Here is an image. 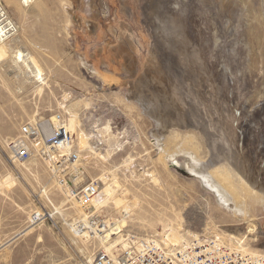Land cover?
<instances>
[{
  "label": "rangeland",
  "instance_id": "rangeland-1",
  "mask_svg": "<svg viewBox=\"0 0 264 264\" xmlns=\"http://www.w3.org/2000/svg\"><path fill=\"white\" fill-rule=\"evenodd\" d=\"M236 1L92 0L87 12L85 0H0V245L11 241L0 264L89 262L132 236L171 242L170 229L182 244L236 238L264 254V202L245 190L248 182L264 189V46L251 52L260 45ZM18 51L39 61L44 84L16 67ZM59 114L74 126L84 181L100 184L94 199L110 190L123 198L120 206L111 199L99 210L82 207L41 159L13 158L9 144L23 123ZM162 146L177 154L163 159ZM195 154L230 176L247 215L187 169ZM39 209L48 219L22 234ZM83 212L98 217L102 230L76 235L73 222ZM122 220L123 231L106 240Z\"/></svg>",
  "mask_w": 264,
  "mask_h": 264
},
{
  "label": "built area",
  "instance_id": "built-area-1",
  "mask_svg": "<svg viewBox=\"0 0 264 264\" xmlns=\"http://www.w3.org/2000/svg\"><path fill=\"white\" fill-rule=\"evenodd\" d=\"M56 121L55 124L48 118L23 123L9 149L19 162L41 159L69 198L74 197L83 207L91 206L100 191V184L98 180L84 181L82 157L75 146L73 134L60 114ZM48 216L49 213L43 209L32 212L27 227L39 226ZM87 216L85 221L79 218L73 222L76 235L85 236L87 233L86 236H89L96 230L101 231L98 217L90 213ZM77 264H264V254L244 252L207 236H198L185 245H179L150 235L132 236L127 247L114 252V255L98 250L92 262Z\"/></svg>",
  "mask_w": 264,
  "mask_h": 264
},
{
  "label": "bare ground",
  "instance_id": "bare-ground-1",
  "mask_svg": "<svg viewBox=\"0 0 264 264\" xmlns=\"http://www.w3.org/2000/svg\"><path fill=\"white\" fill-rule=\"evenodd\" d=\"M187 1V0H186ZM223 1L225 0H222V3ZM161 2V1H160ZM159 2V3H160ZM183 2V1H182ZM214 2V1H213ZM232 2V1H231ZM186 3V2H185ZM237 3V6L240 7V12L243 13V15L240 17L243 18V21L245 22V24H247L248 28H247V35L249 36L250 39H252V43H255L253 42V39L257 38V44H259L260 46H254L252 44L251 47V52L254 51V49L258 52H260V49L262 46H264V0H259L256 2V0H237L236 1ZM158 4V3H157ZM180 4V3H179ZM84 5L85 7V10L87 12H92L94 10V6H93V3H92V0H85L84 4L82 3V6ZM222 5V4H221ZM96 6V5H95ZM157 6V5H156ZM211 6V5H210ZM159 7V6H158ZM207 7V6H206ZM83 8V7H82ZM179 8V7H178ZM204 8V7H203ZM202 8V9H203ZM235 9V8H234ZM97 10V9H96ZM164 10H165V7H164ZM177 10V9H176ZM84 11V9H83ZM163 11V10H162ZM161 11V12H162ZM181 11V10H180ZM221 11V10H220ZM239 11V10H238ZM96 13V12H95ZM92 14V13H91ZM94 14V13H93ZM202 15V13H201ZM88 16V15H87ZM161 16V15H160ZM232 16V15H231ZM238 16V15H237ZM91 17V16H90ZM213 17V16H212ZM239 17V16H238ZM227 18V17H226ZM241 19V18H240ZM239 20V18H238ZM239 22V21H238ZM1 25V24H0ZM244 25V24H242ZM167 28V26H164ZM163 28V27H162ZM240 29V28H239ZM246 29V28H245ZM164 30V28H163ZM4 31V26L0 28V47L1 45L5 46V38L4 36H6V33H2ZM246 40V39H245ZM243 42V41H242ZM241 42V43H242ZM247 42V40L245 41ZM249 43V42H247ZM249 45V44H248ZM242 46V45H241ZM248 46H246L247 48ZM248 49V48H247ZM249 51V50H248ZM247 52V51H245ZM256 52V51H255ZM129 53V52H128ZM250 53V51H249ZM256 54V53H255ZM130 55V54H129ZM257 55V54H256ZM264 55V54H263ZM133 56V55H131ZM15 65L16 67H23L25 68V72L26 74L28 75L29 78H31L33 81H36L38 83H42L44 84V77H43V68L42 66L40 65L39 61L35 58V57H32V56H27L25 55L23 52H16L15 54ZM130 56H128L129 58ZM250 57V55H249ZM257 57V56H256ZM264 57V56H263ZM151 58H154L153 56ZM130 59V58H129ZM249 59V58H248ZM260 59L262 58H258V60L256 61V63H260ZM131 60H134L133 57ZM250 60V59H249ZM135 61V60H134ZM134 61H133V64H134ZM262 61V60H261ZM250 62V61H249ZM131 63V62H130ZM255 63V61H254ZM126 64V63H125ZM132 64V63H131ZM129 65V63H128ZM255 65V64H254ZM257 65V64H256ZM125 66V65H124ZM127 66V65H126ZM132 66V65H131ZM18 67V68H19ZM135 67V64L134 66ZM255 67V66H254ZM130 68V67H129ZM123 69H126L123 67ZM128 69V68H127ZM132 69V67H131ZM131 71V70H130ZM134 72V71H133ZM132 74V72H131ZM145 75V74H144ZM150 75V74H148ZM153 77V76H152ZM156 77V76H155ZM143 78V77H142ZM146 78V77H145ZM142 80V79H141ZM140 80V81H141ZM264 82V81H263ZM157 93V92H156ZM155 94V93H154ZM160 94V93H159ZM137 95V94H136ZM142 95V94H141ZM152 96V95H151ZM161 96V95H160ZM141 97V101L144 103V105L147 107V103H148V100L146 98V96H140ZM149 97V96H148ZM165 97V96H163ZM154 98V96H153ZM156 98V96H155ZM151 101H153L152 97L150 98ZM175 99V98H174ZM155 100V99H154ZM164 100V99H163ZM169 100V99H168ZM151 101H149V104L151 103ZM162 101V99H161ZM160 101V102H161ZM164 102V101H163ZM142 103V104H143ZM159 104V102L156 103V105ZM166 104V103H165ZM172 104V102L170 103ZM152 105V104H151ZM160 105V104H159ZM168 105V104H167ZM161 106V105H160ZM172 106V105H171ZM154 107V105H153ZM152 107V108H153ZM159 107V106H158ZM165 107V106H164ZM168 107V106H167ZM155 108V107H154ZM150 109V108H149ZM162 109V108H161ZM159 110V109H157ZM156 110V111H157ZM165 110V109H164ZM153 112V111H152ZM158 112V111H157ZM155 113V112H154ZM160 114V113H159ZM157 115V114H156ZM162 116V115H161ZM173 116V115H172ZM54 121V123L56 124L57 123V117L54 116L52 117V119ZM157 123L161 125L162 123V119L161 118H158L157 119ZM69 123L66 124V127L72 132L74 133L73 129H74V126H70L68 125ZM158 131V130H157ZM158 133V132H157ZM161 134V133H160ZM162 138V137H161ZM160 137L158 138V143H160V141H162L163 139H161ZM161 150V155L160 157L162 156L163 159H165V154H167L169 151H168V148L166 146H162L160 148ZM177 154L176 151H172V152H169L168 153V156L167 157H170V159H172L175 155ZM161 159V158H160ZM162 159V160H163ZM200 159L197 158L196 154L195 155H192V160L191 162L187 163V169L189 171H191L192 173H195L196 175H198L201 180L203 181V183L205 184V186L213 191L219 198L220 200H222L224 203H226L227 205H229L230 207H233L232 209L240 214H243V215H247L248 211L246 210V207H245V198L240 194V191L237 189V187H235V185L233 184L232 180L230 179V176L227 174V173H215L213 172L212 169H209L207 167L206 164H203L202 162L199 161ZM112 172V171H111ZM241 172H243L241 170ZM246 174V173H245ZM152 175V174H151ZM103 177H101L100 179H102ZM154 179V182L158 183V179L156 177H153ZM250 180V179H249ZM247 179L244 180V183H247ZM159 184V183H158ZM248 184H250L248 186ZM257 183H250L248 182L247 183V186L245 188L246 192L248 194L252 193V188H254L255 190H253V194H256L257 195V198L264 202V189L261 191V190H258L257 188L258 187H255ZM74 198V197H73ZM111 199H113L114 203L117 205V206H120L122 203H123V198L122 197H116V198H111V195H110V190L108 191H104L103 194L101 195V198L100 199H93L92 201V206H94L95 209L99 210L101 209V207H104L105 205H107L109 202H111ZM82 206V205H80ZM83 207V206H82ZM89 207V206H88ZM86 208V207H85ZM83 208V209H85ZM88 210V208H87ZM84 211V210H83ZM93 211V210H92ZM83 216L84 217V221L86 219V215L87 213L83 212ZM104 223V221H103ZM104 225V228H105V224ZM126 226V222L125 220H122L121 222H119V224L117 225V227L115 228H108V232L105 234V239L106 240H110L112 238L113 235L115 234H120L121 231H123V227ZM104 231L107 230L104 229ZM30 229H32L31 227H26L24 228L21 233L22 234H26L28 233V231H30ZM102 230V229H101ZM87 235V233H85ZM167 235V237L169 238V240L171 241V243H176V244H182V239H183V236L180 234L179 231L175 230V229H170V232L168 234H165ZM40 237V236H39ZM198 237V236H196ZM219 237V236H218ZM12 240V239H11ZM123 241V239L121 240V242ZM125 245H122L121 246V249H124L127 247L128 245V242L127 240H125ZM9 242H11L10 240L1 244L0 245V250L1 248H3L4 246H6ZM169 242V241H168ZM182 245H185V244H182ZM231 246H233V248H239L241 249L242 251L244 252H248V253H251V254H259V252H255V251H249L245 248H243V243L236 239V238H233L232 240V244ZM7 247V246H6ZM117 246H115L114 248H116ZM109 248V249H107ZM106 249L107 250H104L106 253L110 254V255H114V252L116 251L114 248H111L110 247H107ZM111 248V249H110ZM6 249V248H5ZM94 257V256H93ZM93 257L91 258V260H89V262H92L93 260Z\"/></svg>",
  "mask_w": 264,
  "mask_h": 264
}]
</instances>
